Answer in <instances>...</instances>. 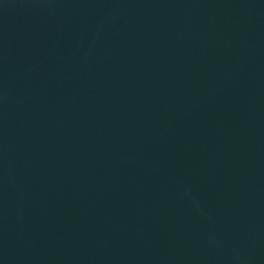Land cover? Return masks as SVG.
I'll use <instances>...</instances> for the list:
<instances>
[{
  "label": "water",
  "instance_id": "1",
  "mask_svg": "<svg viewBox=\"0 0 264 264\" xmlns=\"http://www.w3.org/2000/svg\"><path fill=\"white\" fill-rule=\"evenodd\" d=\"M0 264H264V0H0Z\"/></svg>",
  "mask_w": 264,
  "mask_h": 264
}]
</instances>
